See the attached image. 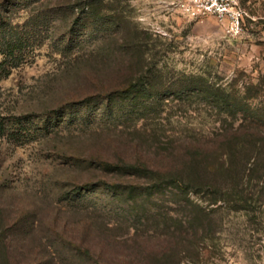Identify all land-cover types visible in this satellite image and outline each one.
Instances as JSON below:
<instances>
[{
	"label": "rangeland",
	"instance_id": "374dc122",
	"mask_svg": "<svg viewBox=\"0 0 264 264\" xmlns=\"http://www.w3.org/2000/svg\"><path fill=\"white\" fill-rule=\"evenodd\" d=\"M185 2L0 5V264H264V0Z\"/></svg>",
	"mask_w": 264,
	"mask_h": 264
},
{
	"label": "trees",
	"instance_id": "16d2710c",
	"mask_svg": "<svg viewBox=\"0 0 264 264\" xmlns=\"http://www.w3.org/2000/svg\"><path fill=\"white\" fill-rule=\"evenodd\" d=\"M3 2H4V0L0 1V5L3 4ZM2 15H3V13L1 11V6H0V18H2ZM0 26L4 27V25H0ZM2 31H4V33H6L7 29L2 30ZM1 33H3V32H1ZM7 34L9 36L8 43L10 44V45L7 44V47L9 48L12 46L11 47L12 50H14L15 48H19V47H16V45H18L17 40H19V39H16V36L18 33L17 32H8ZM12 42L14 43V47L12 45ZM19 42H20V40H19ZM130 86H131V88H133L135 86V82H132L130 84ZM190 162H191V164H189L187 166H186L187 163H185V164L184 163H175V164H172L171 167L170 166L168 167V165H165L163 163H161L159 165H155V164L150 165L148 163V159L144 160L141 158V156H139L135 160V163L137 164L135 166H137V168L140 170H150L151 171L154 168L158 171V173H165L163 170L169 169L168 171H170L171 174L176 175V177L178 178V182H179L180 188L182 190H187L189 187L194 186L196 183L197 184H204V183H208V182L212 181L211 179H213V177H211V179L209 177H208L209 179L207 178V175L203 171L204 167L201 164L194 162V160L190 161ZM172 168H174V169H172ZM214 179H215V181H218L217 177ZM21 226H22L21 227L22 233H21L20 237L22 236V234L25 231V228L23 227V223L21 224ZM2 244H3V256H4L3 263L5 262V264H18L20 257H19V253H17L19 250V247L17 246V242H15V241L12 242V240L11 241L9 240L8 242H5L6 245L4 243H2ZM35 257L36 258L33 259L31 261V263H29V264H45L44 262H42L41 259L38 258V256H35ZM128 264H131V263H128Z\"/></svg>",
	"mask_w": 264,
	"mask_h": 264
},
{
	"label": "built area",
	"instance_id": "2783aa9c",
	"mask_svg": "<svg viewBox=\"0 0 264 264\" xmlns=\"http://www.w3.org/2000/svg\"><path fill=\"white\" fill-rule=\"evenodd\" d=\"M215 0H191V2H185L182 4V7L185 11L188 13L197 14V11L195 9V5H205L204 8L210 9L209 4ZM220 10H223L220 8Z\"/></svg>",
	"mask_w": 264,
	"mask_h": 264
}]
</instances>
